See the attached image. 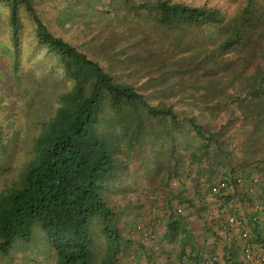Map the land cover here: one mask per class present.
I'll list each match as a JSON object with an SVG mask.
<instances>
[{"label":"trees","instance_id":"trees-1","mask_svg":"<svg viewBox=\"0 0 264 264\" xmlns=\"http://www.w3.org/2000/svg\"><path fill=\"white\" fill-rule=\"evenodd\" d=\"M0 4L8 9L11 53L19 54L25 14L36 47L53 55L71 81L54 114L41 122L32 158L0 191V255L15 239L31 241L40 230L55 264H121L125 256L138 264L140 251L164 264H264L262 0H246L233 15L216 6L156 1L157 23L175 35L177 46L193 50L189 69L200 83L190 85L199 91L189 104L198 110L184 117L172 104H152L133 84L54 34L34 0ZM146 119L156 121L159 136ZM242 129L246 137L239 139ZM148 139L151 152L160 151L153 155L159 157L157 172L146 174L143 160L136 166L146 181L135 183L127 171ZM126 141L133 151L125 161L120 152ZM183 174L191 179L190 193L171 185ZM160 187L169 188L164 203L150 198ZM242 209L248 213L240 215ZM132 232L143 233L151 249L144 250ZM134 244L136 253L130 252Z\"/></svg>","mask_w":264,"mask_h":264},{"label":"rangeland","instance_id":"rangeland-1","mask_svg":"<svg viewBox=\"0 0 264 264\" xmlns=\"http://www.w3.org/2000/svg\"><path fill=\"white\" fill-rule=\"evenodd\" d=\"M156 1L34 0L38 12L54 34L99 61L108 72L133 84L152 104H172L181 117L196 114L197 107L189 104L198 94L195 92L197 89L189 88L190 85L200 83L189 69L194 64L189 57L193 50L187 51L183 46H177L175 35L157 23L154 19ZM172 1L220 7L227 15L236 13L246 2ZM23 19L17 58L14 50L11 53L13 39L8 9L0 4V191L7 178L12 173L20 172L32 158V145L40 132L41 122L54 114L59 94L71 87V81L56 58L43 48H37L34 26L25 14ZM216 37L219 35L216 34ZM181 42L184 44V41ZM199 42L207 44L206 40ZM226 58L234 60L235 54H226ZM16 61L18 68L15 71ZM145 121L154 127V133L159 136L156 121ZM166 125L171 135L176 137L172 125L169 122ZM148 141L149 144L142 147L135 165L133 163L130 171H127L135 183L146 181L141 174V165L136 166L139 162L144 160L146 174L155 176L157 172L159 157L153 155H159L160 151L151 152L153 144ZM167 147L166 153L169 151ZM132 151L133 148L126 141L120 155L126 161ZM149 152L154 159L147 155ZM130 158L132 161L136 159ZM116 196L115 201H118ZM41 233L45 235L40 230L34 231L31 241L15 239L10 251L0 255V264H54L50 244L40 238Z\"/></svg>","mask_w":264,"mask_h":264},{"label":"crops","instance_id":"crops-1","mask_svg":"<svg viewBox=\"0 0 264 264\" xmlns=\"http://www.w3.org/2000/svg\"><path fill=\"white\" fill-rule=\"evenodd\" d=\"M245 137H246V133L242 129L240 131L239 135L237 136V138L244 139ZM180 172L181 171L179 170V173ZM191 184H192L191 183V179L187 178L186 177V174H183L181 176H177V178H175L172 181V184L171 185H172L173 188H177V189L180 188V189H183V190L184 189H187L189 191V193H190L191 192V190H190ZM158 189H160V190L159 191H155L154 195H151L150 198H154L155 201H157L158 203H164L165 201H163L162 198H163V194H165V192L163 190H166V189H169V188H167V187H164V188L163 187H160ZM141 197H142L141 198L142 200L147 201V199L144 198L145 196L142 195ZM239 213H240V215H246L248 213V211H245V210L242 209V210H239ZM137 219H139V217ZM197 228L200 231L199 233H202L203 234L204 231H203V228H202L201 221H198ZM129 235H132L133 238H135L139 243H143V245L145 246L144 250H150L151 249L150 248L151 247V241L150 240H147V239H144L145 237H144L143 233L141 234V236L138 233H136V232H132V234L130 233ZM39 236H40L41 239H43L45 242H47V239H46V236L45 235H42V233H41V234H39ZM199 241H202V239H200ZM136 248H137V246L135 244L132 245L131 246V249H130V252H135L137 250ZM237 250L240 251V248H237ZM139 253H140V256H139V262H138V264H164V263H162V261L161 262L159 260L156 261L155 258H152L151 260H148L146 258V256L144 254H142L141 251ZM217 253L221 254V248H218V252ZM164 257H165V253L162 254V256H161L160 259L163 260ZM129 258H131V257H129ZM129 258H128V256L122 257V259L120 261L121 264H131ZM51 260L55 264V261H54V253L52 254ZM222 262H223V260H222ZM175 264H179V263H175Z\"/></svg>","mask_w":264,"mask_h":264},{"label":"built area","instance_id":"built-area-1","mask_svg":"<svg viewBox=\"0 0 264 264\" xmlns=\"http://www.w3.org/2000/svg\"><path fill=\"white\" fill-rule=\"evenodd\" d=\"M230 223H231V225L232 226H236L238 223H239V221H237L235 218H230ZM248 251V257H250L251 256V251L250 250H247ZM263 257H261V259H262Z\"/></svg>","mask_w":264,"mask_h":264}]
</instances>
